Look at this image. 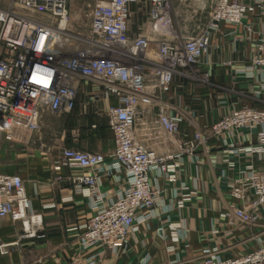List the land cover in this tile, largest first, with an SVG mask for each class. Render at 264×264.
Masks as SVG:
<instances>
[{"label": "built area", "instance_id": "obj_1", "mask_svg": "<svg viewBox=\"0 0 264 264\" xmlns=\"http://www.w3.org/2000/svg\"><path fill=\"white\" fill-rule=\"evenodd\" d=\"M19 2L30 13L9 10L0 24V142H26L28 136L41 130L45 111L70 113L81 99L86 106L90 97L101 95L108 101L104 109L114 138L112 153L64 147L53 164L58 172L90 170L71 176L75 190L90 198L93 210L80 225L84 248L101 245L113 253L124 251L130 237L164 205L152 173L176 184L184 154L193 155L210 138L259 161L264 158V108L244 104L222 115L204 132H195L192 139L179 141L184 117L172 115L174 106L163 101L175 77L188 76L187 71L210 52L211 35L221 31L224 23L244 28L254 54L243 73L260 85L257 96L264 94V0H212L209 22L203 30L180 38L174 35L172 0H98L87 5L89 32L78 39L70 33L69 0ZM136 6L145 12L146 20L132 35L131 17ZM74 40L82 47L70 52ZM152 42H156L155 47ZM111 99L116 103H110ZM154 106L159 109L157 127L154 131L148 127V134L158 139L163 133L179 141L177 152L159 153L140 138L138 119L144 108ZM155 131L157 136H153ZM244 132L255 135V142L238 148L234 142L228 143L227 139ZM103 175H113L124 185L111 196L103 190ZM229 189L234 203L224 216L231 222H262L264 226V172L251 162L240 168ZM195 194L182 184L180 191L174 190L165 211H171L173 204L184 207ZM5 218L20 222L22 238L35 237L42 224L41 216L32 211L21 175L0 171V220ZM18 243H1L0 253L8 254ZM150 258L147 254L142 264H148ZM69 264L97 261L76 259ZM169 264L187 263L175 260ZM199 264H264V239L258 238L254 249L237 257L222 256L218 247L207 248Z\"/></svg>", "mask_w": 264, "mask_h": 264}, {"label": "crops", "instance_id": "obj_2", "mask_svg": "<svg viewBox=\"0 0 264 264\" xmlns=\"http://www.w3.org/2000/svg\"><path fill=\"white\" fill-rule=\"evenodd\" d=\"M96 1L98 0H80L84 6ZM76 4L75 0L68 2L71 11L75 13L78 10L74 9ZM145 20V12L136 6L131 17L132 35L139 32ZM221 28V31L212 33L210 52L202 58L198 70H211L220 74L224 81L232 79L234 74L236 79L254 82L258 90L260 85L243 73L254 54L252 43L245 39L244 28L226 23ZM152 46L155 47L156 42H152ZM256 91L254 97L261 102L264 94L258 97ZM94 99L96 98L90 97L84 109ZM81 100L73 111L74 115L76 112H83ZM163 101L174 106L170 109L172 115L184 117L179 141L192 139L197 131L204 132L211 121L214 122L218 116L237 107L244 104L257 106L254 103H241L238 99L230 100L222 93L214 94L212 87L199 86L191 77L183 75L175 77L174 84L164 94ZM98 102L104 108L108 101L100 97ZM109 102L115 104L116 100L111 99ZM158 111L157 106L144 108V114L138 119V134L159 153L177 152L180 149L179 141L156 131L153 136L159 134L158 139L148 134V127L153 131L157 127ZM90 121L70 126L71 136L64 140L63 135L61 141L65 142L64 146L62 147V143L54 146V153L48 154L42 147H30L34 152L19 153L17 157L20 161L13 169L0 167V171L21 175L32 201V211L42 219L37 235L29 238H22L24 232L20 222H14L10 218L0 220V244L19 242L10 248L8 254L0 253V264H69L76 259L86 262L90 258H94L97 264H142L147 254L151 257L148 264H169L175 260L199 264L200 256L207 248L218 247L222 256L237 257L252 250L258 238L264 239L262 222L248 225L237 220L231 222L224 216L234 203L229 189L231 180L237 177L240 168L251 162L258 171L264 172V158L259 161L256 156L237 152L228 144L212 137L207 144L200 145L193 155L184 154L176 184L152 173V182L161 189L164 205L158 207L157 215L148 223L142 224L140 230L130 237L124 251L113 253L101 245L84 248L80 225L91 217L93 210L90 198L75 190L71 176L89 173L90 170L64 169L58 172L53 169V164L61 156L64 147L102 152L106 155L113 151L114 138L109 127L108 132L95 130L94 120ZM45 123L42 124L43 128ZM89 137L98 138L99 144L90 148L86 142ZM227 141L234 142L238 148L255 142V135L244 132ZM40 142L47 144L43 140ZM58 176L61 179H57ZM101 180L103 190L111 196L124 185V181L113 175H103ZM182 184L187 185L189 190L196 191V194L184 207L173 204L171 211H165L174 190L177 188L180 191Z\"/></svg>", "mask_w": 264, "mask_h": 264}, {"label": "rangeland", "instance_id": "obj_3", "mask_svg": "<svg viewBox=\"0 0 264 264\" xmlns=\"http://www.w3.org/2000/svg\"><path fill=\"white\" fill-rule=\"evenodd\" d=\"M75 1L77 6L74 7V9H78L76 13L73 12V10L71 11L68 5L71 13L70 33L78 39L88 35L90 17L89 8L82 5L80 0ZM211 3L212 0H199L196 2L191 0H172L174 35L180 38L182 36L190 37L199 34L210 18ZM9 10H14L20 14L30 13V10L25 8L19 0H0V12L5 13ZM33 15L36 18L42 17L39 14ZM1 19L2 17L0 18V24ZM81 47L82 43L79 40H74V45L70 46L68 50L73 52ZM197 67L198 65L192 66V68L187 71V74L193 81H196L199 86L212 87L214 94L222 93L230 100L238 99L241 103H254L264 108V99L260 102V100L254 97V93L257 90L254 82L239 78L236 79L234 74L232 75V79L224 81L220 74H216L211 70H198ZM98 100L99 98L94 99L91 105L89 104L90 106H87V109H84L86 106L83 105V112H76L75 115L73 114L74 112L56 114L45 111L41 120V130L28 136L27 141L24 143L1 141L0 167L2 169H13L20 161L19 157H17L19 153L25 152L31 154L34 152L30 147H38L39 149L42 147L48 154L54 153V146H59L61 143L62 147L64 146L65 142L61 141V137L64 135V140H67L68 137L71 136L72 129L70 126H74V124H86L87 122L90 123V120H94V124L96 125L95 130L102 129L108 132L107 114ZM84 110H87V112H84ZM221 116H218L217 119ZM43 122H46L44 128L42 126ZM47 123H49L48 126ZM211 123H213V121H211L208 126H210ZM42 140L47 144L43 145L40 142ZM98 141V138L95 137H89L88 140H86L90 148L96 147L99 144Z\"/></svg>", "mask_w": 264, "mask_h": 264}, {"label": "bare ground", "instance_id": "obj_4", "mask_svg": "<svg viewBox=\"0 0 264 264\" xmlns=\"http://www.w3.org/2000/svg\"><path fill=\"white\" fill-rule=\"evenodd\" d=\"M5 15H6V12L5 13L0 12V18L4 17Z\"/></svg>", "mask_w": 264, "mask_h": 264}]
</instances>
